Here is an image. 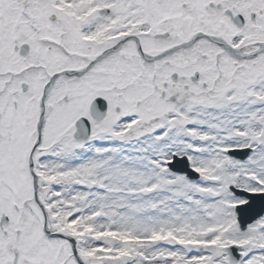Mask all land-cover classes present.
<instances>
[{
	"label": "snow or ice",
	"instance_id": "obj_1",
	"mask_svg": "<svg viewBox=\"0 0 264 264\" xmlns=\"http://www.w3.org/2000/svg\"><path fill=\"white\" fill-rule=\"evenodd\" d=\"M0 264H264V0H0Z\"/></svg>",
	"mask_w": 264,
	"mask_h": 264
}]
</instances>
